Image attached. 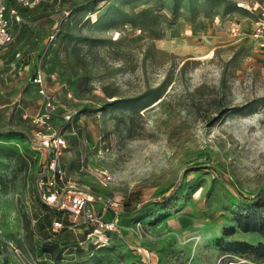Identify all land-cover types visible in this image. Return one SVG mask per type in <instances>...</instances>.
I'll use <instances>...</instances> for the list:
<instances>
[{
  "label": "rangeland",
  "instance_id": "1",
  "mask_svg": "<svg viewBox=\"0 0 264 264\" xmlns=\"http://www.w3.org/2000/svg\"><path fill=\"white\" fill-rule=\"evenodd\" d=\"M235 1L37 0L19 11L0 49V264H264L224 248L263 239L223 233L247 208L240 195L264 187V55ZM222 15L244 24L240 37ZM58 133L66 180L118 196L104 219L120 231L98 232L110 248L78 245L82 224L50 232L66 215L42 204L37 181Z\"/></svg>",
  "mask_w": 264,
  "mask_h": 264
},
{
  "label": "built area",
  "instance_id": "2",
  "mask_svg": "<svg viewBox=\"0 0 264 264\" xmlns=\"http://www.w3.org/2000/svg\"><path fill=\"white\" fill-rule=\"evenodd\" d=\"M37 0H0V49L14 40L15 33L12 32L11 26L14 22L20 20L18 8L30 7ZM235 6L243 12L252 14L247 29L248 37L254 46L264 55V0H236ZM223 16V15H222ZM226 15L223 16V18ZM221 16H215L219 20ZM249 16H245L248 18ZM222 18V17H221ZM226 27L232 36L240 37L244 30V24L241 25L237 17L227 15ZM53 35H50L52 37ZM248 61L251 57L246 58ZM264 71V67H263ZM40 80V79H39ZM47 100V99H46ZM47 104L49 101L47 100ZM264 109V104H263ZM45 163L41 169L40 178L37 181L38 195L41 202L49 209H55L63 215H66L67 222L61 219H53L50 225L51 234L58 233L62 230H70L74 233L81 232L78 228L83 225L84 239H78V245H82L84 241L93 245L92 251H95L101 244L99 239V231H103L108 240V231H120L117 228L116 221H107L104 219L106 208L117 211L120 204L118 196L103 195L90 191L87 185H76L66 180L65 171L60 164V154L62 146H64V138L61 134L53 135L51 141L45 140ZM97 178L102 184H106L111 180L110 172L105 168H98L95 171ZM93 202L103 205V210L96 213L91 209ZM36 222V218L32 217V224ZM90 226L92 229H90ZM16 254L20 251L13 246ZM90 249V247H89ZM227 264H243L240 259H230Z\"/></svg>",
  "mask_w": 264,
  "mask_h": 264
},
{
  "label": "trees",
  "instance_id": "3",
  "mask_svg": "<svg viewBox=\"0 0 264 264\" xmlns=\"http://www.w3.org/2000/svg\"><path fill=\"white\" fill-rule=\"evenodd\" d=\"M25 8L28 7H19L18 12ZM192 168H195V166L187 167L185 170ZM240 198L244 200L247 208L240 209L234 213L233 220L235 224L225 227L223 233L230 235L238 230L241 232L257 233L261 235L263 239L261 241H258L257 243H251L241 239H234L228 241L224 245V248L227 251L233 253H249L256 258L264 259V187L251 197H244L240 195ZM46 208L48 210H55L49 209L48 207ZM135 210L136 209L124 210V212L131 213ZM56 213L61 214L58 211H56ZM58 218L61 217H56V219ZM64 223H66V221H64ZM101 247L110 248L111 245L100 246L98 248Z\"/></svg>",
  "mask_w": 264,
  "mask_h": 264
}]
</instances>
